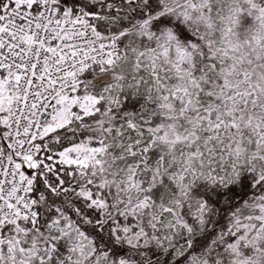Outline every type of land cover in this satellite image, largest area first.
Returning <instances> with one entry per match:
<instances>
[{
    "label": "snow or ice",
    "instance_id": "obj_1",
    "mask_svg": "<svg viewBox=\"0 0 264 264\" xmlns=\"http://www.w3.org/2000/svg\"><path fill=\"white\" fill-rule=\"evenodd\" d=\"M0 264H264V0H0Z\"/></svg>",
    "mask_w": 264,
    "mask_h": 264
}]
</instances>
